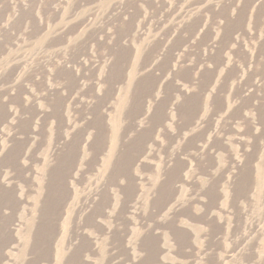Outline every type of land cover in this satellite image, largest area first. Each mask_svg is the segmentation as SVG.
I'll use <instances>...</instances> for the list:
<instances>
[{
	"label": "rangeland",
	"instance_id": "obj_1",
	"mask_svg": "<svg viewBox=\"0 0 264 264\" xmlns=\"http://www.w3.org/2000/svg\"><path fill=\"white\" fill-rule=\"evenodd\" d=\"M0 264H264V0H0Z\"/></svg>",
	"mask_w": 264,
	"mask_h": 264
}]
</instances>
